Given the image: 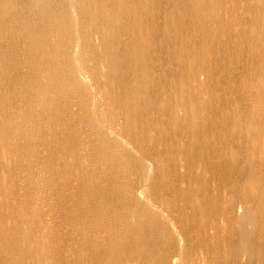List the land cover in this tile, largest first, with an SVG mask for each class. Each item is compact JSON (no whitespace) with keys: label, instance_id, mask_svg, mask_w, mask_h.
<instances>
[{"label":"bare ground","instance_id":"1","mask_svg":"<svg viewBox=\"0 0 264 264\" xmlns=\"http://www.w3.org/2000/svg\"><path fill=\"white\" fill-rule=\"evenodd\" d=\"M0 264H264V0H0Z\"/></svg>","mask_w":264,"mask_h":264}]
</instances>
